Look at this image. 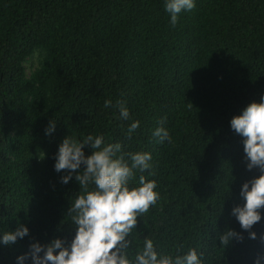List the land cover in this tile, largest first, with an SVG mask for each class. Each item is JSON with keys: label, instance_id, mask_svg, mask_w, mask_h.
<instances>
[{"label": "trees", "instance_id": "obj_1", "mask_svg": "<svg viewBox=\"0 0 264 264\" xmlns=\"http://www.w3.org/2000/svg\"><path fill=\"white\" fill-rule=\"evenodd\" d=\"M194 4L173 26L165 0H0V236L29 230L0 242V264H17L32 243H71L68 208L79 185L76 173L61 182L68 173L55 170V157L66 136L88 135L152 156L131 186L144 175L160 199L127 237L129 259L145 237L173 257L195 249L201 264H254L264 255V208L255 240L231 215L244 204L242 184L260 171L247 170L242 137L230 127L264 94V0ZM35 52L38 67L27 76ZM118 101L130 119L120 118ZM158 127L171 142H159ZM229 229L243 240L224 247L219 237Z\"/></svg>", "mask_w": 264, "mask_h": 264}, {"label": "clouds", "instance_id": "obj_2", "mask_svg": "<svg viewBox=\"0 0 264 264\" xmlns=\"http://www.w3.org/2000/svg\"><path fill=\"white\" fill-rule=\"evenodd\" d=\"M164 7L174 26L178 15L192 10L195 4L194 0H165ZM110 104L111 101H105V107ZM116 107L121 119H130L125 102L118 101ZM54 127L55 122L50 121L46 134H50ZM138 127L139 121H133L128 126L127 135L131 137ZM230 127L242 137L247 170L257 168L260 171L259 176L241 186L243 206L237 205L231 210L241 229L255 240L257 235L251 229L261 221L260 209L264 208V94L259 103L251 102L240 115L233 116ZM153 135L161 143L165 140L171 142L168 131L163 127L156 128ZM85 145L93 150L91 155H85ZM151 160L149 152L123 153L120 143L105 144L102 135H88L79 141L66 136L58 147L54 168L57 172L68 173L61 178L64 184L76 173L79 191L68 208L71 224L76 228L75 235L67 246L59 238L48 244L32 243L27 253L16 258L17 264H24L29 258L31 264H201L195 249L189 248L186 254L173 257L158 252L154 240L147 237L134 259L128 258L126 249L130 241L127 237L136 228L137 218L148 213L160 199L159 193L154 191L156 182L144 175L138 177L136 186H131L138 171L143 173L152 169ZM149 174L155 175V172L150 171ZM28 232V228L21 225L14 232L0 236V242L13 244ZM233 239L242 241L243 236L229 229L220 235L219 242L226 247ZM259 239L264 243V233ZM262 261L264 255H258L254 264H262Z\"/></svg>", "mask_w": 264, "mask_h": 264}, {"label": "rangeland", "instance_id": "obj_3", "mask_svg": "<svg viewBox=\"0 0 264 264\" xmlns=\"http://www.w3.org/2000/svg\"><path fill=\"white\" fill-rule=\"evenodd\" d=\"M39 55L35 52L28 58L24 64L26 75L29 76L31 72L38 67Z\"/></svg>", "mask_w": 264, "mask_h": 264}]
</instances>
